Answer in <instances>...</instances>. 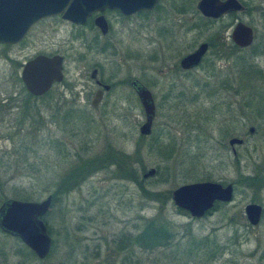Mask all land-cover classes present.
<instances>
[{
	"label": "rangeland",
	"instance_id": "374dc122",
	"mask_svg": "<svg viewBox=\"0 0 264 264\" xmlns=\"http://www.w3.org/2000/svg\"><path fill=\"white\" fill-rule=\"evenodd\" d=\"M196 1L178 13L161 0L150 18L117 30L103 55L65 45L68 25L45 24L43 51L51 43L66 58L63 82L41 99L19 93L18 77L0 75V204L55 195L43 216L50 252L40 261L27 254L26 264H264V0H242L248 12L236 16L253 31L249 48L227 57L212 48L196 71L170 72L182 55L224 33L226 20L202 22ZM97 66L112 88L91 108L88 74ZM131 78L153 97L146 137L138 133L144 115ZM226 78L231 92L218 88ZM233 137L242 140L234 157L227 146ZM110 152L125 155V164ZM149 169L154 175L142 179ZM200 182L230 184L233 194L193 219L174 207L171 192ZM250 203L262 208L254 227L243 214ZM152 218L169 224L172 243L151 252L130 246ZM21 251L18 240L0 233V264H22Z\"/></svg>",
	"mask_w": 264,
	"mask_h": 264
},
{
	"label": "water",
	"instance_id": "95a60500",
	"mask_svg": "<svg viewBox=\"0 0 264 264\" xmlns=\"http://www.w3.org/2000/svg\"><path fill=\"white\" fill-rule=\"evenodd\" d=\"M158 0H128L124 5L121 0H0V43H14L26 31L29 16L43 18L63 12L62 18L81 24L91 12L99 11L104 7H127L129 14L141 10H150ZM196 9L202 17L217 19L228 12L242 11L243 7L235 0H199ZM98 20H101L98 18ZM99 23V22H98ZM232 43L239 48H247L252 44L253 32L250 27L238 23L231 32ZM206 46L201 45L193 53L184 57L180 66L183 69L196 66L205 52ZM59 58L44 57L36 59L28 65L21 77L28 94L38 97L45 94L53 83L62 81ZM93 77V76H91ZM132 87L144 115V122L138 128L142 137L150 134L154 118V104L150 93L138 82L133 81ZM105 90L107 86L103 87ZM101 98V92L97 91L90 101L92 107H96ZM249 133L252 129L248 130ZM241 140L231 138L228 145H240ZM154 169H149L142 175V179L152 177ZM232 199V187L230 184L222 186L219 183L200 182L185 184L171 192V201L175 208L187 213L190 218L201 219L210 211L214 203L225 204ZM51 196L41 202H22L8 199L0 205V230L11 237L17 238L31 250L38 259H44L50 249V239L46 228L40 219L48 211ZM245 221L251 227L256 226L260 220L261 207L250 203L244 206Z\"/></svg>",
	"mask_w": 264,
	"mask_h": 264
},
{
	"label": "flooded vegetation",
	"instance_id": "af4514ba",
	"mask_svg": "<svg viewBox=\"0 0 264 264\" xmlns=\"http://www.w3.org/2000/svg\"><path fill=\"white\" fill-rule=\"evenodd\" d=\"M121 1L124 3V5H126L128 3V0H121ZM191 1L192 0H187L186 5L184 4V6H183V3L181 2V0H171V3H170L171 7L170 8L172 9V11H175L178 13H183L185 11V7H188L189 5H191ZM198 1H196L194 8H195V11L197 12V14L203 19L201 21L204 23H207V24L209 23L212 25V24H218L219 22H223L224 20H226V23L224 24V26L222 28L224 30V33H222V36L219 37L218 32H216L215 34L217 36L214 37L213 42L199 43L196 46V48H194L191 52L182 55L178 59V61L175 62V64L172 66V68L169 70L170 72L174 71L176 73L187 74V73H191L193 71H196L197 69H199L201 67V65L205 61V57H206L207 53L212 48L214 49L213 52L215 53V56L218 55L220 57L221 56L227 57V56L232 55L233 52H237L238 50H244V49L249 48V47L239 48V47L235 46L232 43L231 37H230L231 32L234 29L235 25L238 23L243 24L240 20L236 19V16L238 14L248 12V9L246 7H244L245 4H243L244 2L242 0H235L243 7L242 11L228 12V13L221 15L217 19H208V18L202 17L201 14L196 9V5H197ZM219 1L223 2L225 0H219ZM160 2H161V0H158L156 2V4L154 5V7L150 10H141V11H136V12H132L129 14H124L122 12V11L127 12V7H123L122 10H120L116 7L115 8L104 7L103 9H101L99 11L91 12L89 15H87L85 17L84 22L81 24H75L73 22H70V21L63 19L62 15H63V12L65 9L62 12H60L59 14L51 15V16L43 17V18H35L33 16H29L30 18H28L26 21L31 22V23H29L26 31L24 32V34L21 37L18 38V40H16L14 43H0V75L18 77L19 82L21 84V88H22L21 89L22 91H20L19 93L24 92L26 94L27 91H26V88H25V86L22 82V79H21L26 67L28 65L32 64L38 58H42V57H44L46 59H51L53 57L59 58L62 81L59 83H53L51 85L50 89L45 94H43L41 96L34 97V96L27 93L30 97H32L34 99H41L43 96H45V95H47V93H49V91L53 88L54 85H58V84L63 82L64 73H65L64 64H65V58H66V55L63 52H59L56 47H55V49H53L52 46H54V45L51 43L48 44L49 51H43L42 48L44 46H47L46 45L47 43L45 42V40H43V37H42V28L45 24H46V26L48 25L47 27L50 26L51 29H54L58 23H64V24L68 25L69 31L65 32V36H64V40H63V43H65V45L68 46V45H71L72 43H77V45H81L83 47V49L88 50L89 52H92L94 50V51H97V53H99L100 55H103L106 53V51L113 48V46H112L113 43L111 41H112L113 35L117 33V30L121 31L122 27L124 28V26H127V24H134L136 21V18H143V17H145L146 19L150 18L152 12L157 8V6ZM98 18L101 20H98ZM147 21H150V20H146V22ZM233 22H234V24H233ZM232 24H233V26H232ZM243 25H245V24H243ZM230 26L232 27V29L230 31L229 37H225L224 34H226V30ZM194 28L197 29L198 26H195ZM209 41H211V40H209ZM201 45H205L206 49H205V52L203 53V55L201 56V58L199 59L198 64L196 66L190 67L188 69L181 68V66H180L181 60L184 57H186L187 55L193 53ZM172 51L174 52V49H172ZM98 69H99V66H97L96 69L93 68L90 71V73L88 74L89 80L92 82V84H93L92 86H94V88H95L94 92L92 93L91 100L93 99L95 92H97V91L101 92V98H100L99 102L97 103L96 107L100 104L104 94L108 93L112 88L111 85L104 84V80L100 75L101 72H99ZM210 74L212 75L211 77L214 76L213 70H211ZM91 76H93V77H91ZM133 81L138 82L140 85L145 87L147 89V91L150 93L149 89L146 86H144L139 80L131 78V79H129L128 85L134 94H135V91H134L132 84H131ZM223 82H224V84L219 85V87H218L219 90L225 91V92L230 91L231 86H229V84L227 83V78L224 79ZM206 85H207V82L204 83L203 85L201 84L200 86L197 85V88L203 87L206 89ZM104 86H107L108 89L105 90L103 88ZM150 95H151V98L153 101L152 94L150 93ZM135 96H136V94H135ZM10 101H14V98L10 97L8 102H10ZM153 104H154V102H153ZM18 105H19L18 108L22 107V105L20 104L19 101H18ZM89 106L91 108H96V107H92L90 105V102H89ZM247 106H249L248 103H247ZM18 112L19 111H17L16 113H18ZM154 113H155V107H154ZM19 114L23 115L24 114L23 110L20 111ZM21 118L25 119L24 117H21ZM249 129H252V132H253V128H249ZM230 139H228V141ZM239 140H241V139H239ZM228 141H227V146L230 150V153L234 157L236 155L235 150H234V146H240L242 144V140H241L240 145H233L232 147H230L228 145ZM261 215H262V208H261L260 218H261ZM0 233L3 235L9 236L8 234L3 233L1 230H0ZM47 235H48V233H47ZM14 239H16V238H14ZM49 239H50V237H49ZM16 240H18V239H16ZM19 242L22 245V248L25 252L24 253L21 251V253H20V256L23 258L22 264H26V262L28 261V255L37 259L38 261L42 260V259H38L35 256V254L31 250H29L23 242H21V241H19ZM50 242H51V239H50Z\"/></svg>",
	"mask_w": 264,
	"mask_h": 264
},
{
	"label": "trees",
	"instance_id": "16d2710c",
	"mask_svg": "<svg viewBox=\"0 0 264 264\" xmlns=\"http://www.w3.org/2000/svg\"><path fill=\"white\" fill-rule=\"evenodd\" d=\"M47 95H48V93H47ZM109 155H112V156H110L111 159L114 158L116 160V162L120 160L121 163L123 162L124 158L126 157L123 154H118V153L114 154L113 152H110ZM109 155H106V156H109ZM123 164H125V163L123 162ZM72 171H70V173ZM73 176H75V175H73ZM248 180H251V179H248ZM76 184L77 183H75L74 185L76 186ZM74 185H72V187ZM51 197H52L51 203H53V200H54L53 198H55V195H52ZM153 197H154V195L152 197H150L149 200L155 201L156 199ZM59 199H60V196H59ZM219 208H220V204L214 203L212 209L210 211L206 212L204 216L211 214L212 212H214L215 210H217ZM42 221L45 225L46 222L43 220V218H42ZM45 227L47 228V233L49 234L50 229L46 225H45ZM138 232H139L138 234L132 236V238L129 239L128 243L130 246H132V247H134L137 250L142 251V252H151V251H154L158 248H166L172 243V241L174 239V234H173L169 224L166 221H164L163 219L157 220L156 218H152V219L143 220L142 223L140 224V228H139ZM51 246H52V243H51ZM50 249H51V247H50ZM18 253H20V252H18Z\"/></svg>",
	"mask_w": 264,
	"mask_h": 264
}]
</instances>
